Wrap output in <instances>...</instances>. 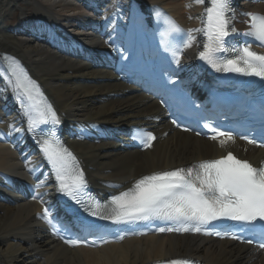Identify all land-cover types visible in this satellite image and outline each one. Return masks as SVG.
<instances>
[{
    "label": "bare ground",
    "instance_id": "obj_1",
    "mask_svg": "<svg viewBox=\"0 0 264 264\" xmlns=\"http://www.w3.org/2000/svg\"><path fill=\"white\" fill-rule=\"evenodd\" d=\"M74 1L0 0V52L19 58L28 75L43 88L59 118L65 115L79 121L97 122L103 129L136 123L154 126L160 137L144 152L122 150L118 144L110 142H82L69 136L67 143L75 149L73 152L78 156L88 183L104 182L109 190L115 185L118 187L113 191L119 192L131 187L142 176L223 155L225 148L219 143L173 131L167 121L154 123L151 116H163L156 102L140 93H131L134 87L118 81L110 69H99L103 66L101 63L92 64L95 53L102 55L106 52L107 46L113 43L112 36L125 26L123 21H127L132 0H85V5L76 2L79 0ZM133 1L139 9L150 4L161 6L181 26L189 29L201 28L199 22L209 3V0L201 4L194 0ZM241 1L238 8L231 7L233 23L242 31L248 29L250 23L246 13L264 14V0L261 3ZM190 3L189 8L186 5ZM33 16L41 20L37 24H41L43 31L47 30L43 20L71 28L72 40L64 39L60 51L37 43L27 26V20ZM193 35L195 41L186 49L187 54L194 53L188 64L200 69L199 52L202 49L199 42L202 36L200 32ZM89 45L92 49L87 47ZM68 47L72 48L74 55L64 52ZM7 104V101L2 102L4 109L0 105V132L4 130L13 138L17 130L12 129L13 115ZM16 121L23 125L20 117ZM228 146H235V143ZM246 148L248 152H238L248 158L264 155L262 149ZM23 152H20V146L13 148V143L0 136V178L30 179L25 172L27 168L35 169L39 160L32 155L30 147H24ZM40 210V202L32 200L14 205L0 203V264H153L180 256L215 264H264V252L251 253L245 250V246L230 241L189 235L153 234L98 249H70L44 234L37 218Z\"/></svg>",
    "mask_w": 264,
    "mask_h": 264
},
{
    "label": "snow or ice",
    "instance_id": "obj_2",
    "mask_svg": "<svg viewBox=\"0 0 264 264\" xmlns=\"http://www.w3.org/2000/svg\"><path fill=\"white\" fill-rule=\"evenodd\" d=\"M201 4L204 0H194ZM205 8L202 27L183 29L174 19L163 16L167 29L165 36L186 34L183 48L191 47L195 41L193 33L201 32L205 37L199 58L220 72L237 73L264 79V53L254 51L245 43L240 47H231L227 38L237 33L233 23L231 0H209ZM191 7L192 4L186 5ZM250 23L246 37L253 38L264 46V14L248 12ZM182 48L172 49L175 62L180 63ZM226 54V55H221ZM6 64L0 68V76L6 80L15 98L20 102L26 117L27 130L36 132L41 125L59 124L60 119L47 102L46 97L15 58L5 57ZM208 127V125H205ZM18 130V129H15ZM212 140H218L220 146L235 143L231 132L213 129ZM248 139L247 137H243ZM133 139L140 140L150 147L156 137L147 131L138 130ZM249 143H256L249 139ZM44 157L50 163L58 182V191L80 206L83 211L100 220L113 224H131L139 221L159 219L171 221L178 227H161L159 232H195L200 233L204 225L213 221L227 219L252 224L264 221V165L254 166L247 160L239 159L232 152L220 158L202 160L189 167L158 171L142 176L132 187L113 194L106 202H101L88 193V184L83 169L76 156L65 147L54 133L38 141ZM44 185L38 183L36 188ZM118 187V186H113ZM43 218L52 224L48 208ZM53 228L56 225L53 224ZM206 235H221L220 232L204 231ZM232 239H239L232 235ZM120 240L124 236L119 237ZM79 247L84 241L73 239L65 241ZM103 240V243H108ZM246 243H252L251 240ZM89 246H96L95 243ZM264 249V243L259 245ZM159 264H194L187 258H176Z\"/></svg>",
    "mask_w": 264,
    "mask_h": 264
}]
</instances>
